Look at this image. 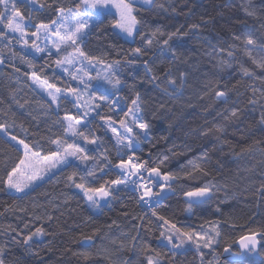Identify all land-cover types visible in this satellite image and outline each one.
Segmentation results:
<instances>
[{
	"label": "trees",
	"instance_id": "obj_1",
	"mask_svg": "<svg viewBox=\"0 0 264 264\" xmlns=\"http://www.w3.org/2000/svg\"><path fill=\"white\" fill-rule=\"evenodd\" d=\"M77 2L39 0L46 7L42 12L32 13V24L48 23L56 18L55 8L74 7ZM158 2L164 4L163 9L137 6L138 17L148 25L142 32L147 34L156 27L165 32L177 28L187 32L182 41L173 45L177 47L180 60L173 61L170 55L161 53L160 45L155 41L147 46L140 35L132 40L117 36V31L111 27L116 18L113 15L107 17L100 32L88 39L85 51L89 55L109 62L120 60L125 66L119 74L123 83L119 91L120 106L109 110L107 105H103L99 109L100 115L94 114L91 125L94 134L103 142L99 151L107 149L113 166L104 168L103 172L97 171L95 177H87L84 182L99 187L105 181L118 178L114 167L119 159L115 139L110 130L101 127L100 116H111L117 122L115 126L122 131L118 121L124 118V112L139 93L141 114L151 126L149 137L140 140L136 153L140 161L149 167L160 166L162 171L180 172L189 160L206 157L201 167L208 175L196 172L192 177L178 181L174 191L156 206V212L184 230L201 231L203 228L208 231L211 225H218L221 233L218 243L212 250L203 249V262L192 243L186 244L187 251L173 259L170 246L165 247L167 241L160 237L161 222L152 215V208L151 211L142 210L134 189L123 190L118 199L110 202L101 200L98 212L90 208L84 196L67 179L73 171L84 174L85 165L81 164L79 169L52 171L35 191L22 194L0 191V245H8L6 264H124L125 261L128 264H147L145 257L151 254L146 252L148 247L160 252L165 264H207L208 261L225 264L228 261L222 258L225 246L230 245L231 251L237 252L235 243L238 238L252 232L264 233V194L258 191L264 185V124L260 123L264 112V69L238 51L237 60L251 69L254 77L243 76L235 63L223 72L210 70L211 56L208 53L212 50L205 42L207 39L226 47L232 42L233 34L252 35L264 42V0ZM249 6L255 9V16L248 15ZM20 10L25 16L31 11L27 6H20ZM193 24L200 27L191 29ZM0 30L6 31L3 25H0ZM165 38L158 37L161 42ZM136 47L145 48L146 54L133 57L130 50ZM13 52L17 53L15 57ZM21 55L25 56L24 60ZM0 59L3 60L0 66V123L15 122L10 128L13 135L29 143L40 141L45 150H55V145L49 141L62 134L60 126L54 124L57 118L55 106L52 109L45 106L50 100L31 85L30 76L35 71L61 88L76 86L77 82L71 81L56 67L55 52L52 56L46 53L33 56L24 51L16 39H12L11 44L0 40ZM129 60H135V64L128 65ZM144 61L148 62L150 72L145 69ZM29 62L34 67H29ZM169 69L178 83L180 73H187L185 87L175 95L168 94L173 91L165 77ZM154 75L159 77L156 82L151 80ZM217 79L221 81L219 90L228 93L227 107L235 106L241 110L239 119H225L226 105L217 101L214 92L204 87L207 81ZM165 88L168 92L164 91ZM253 88L257 90L255 93ZM250 99L258 102L249 104ZM66 112L75 114L76 109L62 105L59 116L63 118ZM21 125L28 130L27 134ZM12 145L0 133V180L5 178V165L10 170L21 155ZM86 147L90 154H97L95 145ZM160 154L168 157L163 165L157 158ZM209 181L220 189L215 198L192 212L185 211L183 192ZM76 182H81L79 176ZM38 227L44 228L45 235L34 237L29 250L23 244V238ZM12 237H16L19 243L13 242ZM85 237H91V240H85ZM258 239V255H245L238 260L239 264H264V240Z\"/></svg>",
	"mask_w": 264,
	"mask_h": 264
},
{
	"label": "snow or ice",
	"instance_id": "obj_2",
	"mask_svg": "<svg viewBox=\"0 0 264 264\" xmlns=\"http://www.w3.org/2000/svg\"><path fill=\"white\" fill-rule=\"evenodd\" d=\"M20 6H27L31 9L28 16L21 12ZM137 6L145 9L164 8V4L159 3L158 0H78L74 7L55 8L56 18L50 22L40 21L32 24V13L42 12L46 7L39 3V0H0V25H3V29L6 30H0V40H6L8 44H11L12 39H16L17 43L36 54L46 53L48 56H52L54 49L57 56L56 67L62 69L71 81L77 82L76 86L70 85L61 88L55 83H51L47 78L37 75L35 71L32 72L33 82L47 92L50 98V102H46L45 106L52 109V106L55 105L54 111L57 113V118L54 124L60 126L62 134L49 141L55 145V150H45L40 141L29 143L26 139L13 135L10 128L14 126L15 122L13 124L0 123V133L4 134L7 141L14 142L12 147L21 152L17 162L13 163L10 170H7V165H5L6 173L5 178L0 180V184L3 185L0 191L9 194L35 191L39 183L44 181L53 169H79L83 164L85 165L83 175L73 171L67 179L83 192L92 207H100L101 200L110 202L118 199L120 193L131 186L132 189L139 192V201L152 208V215L161 222L159 225L162 229L160 237L167 241L165 247L170 246L169 251L172 253V258L183 254L187 251L185 245L192 243L195 244L203 262L205 255L203 249L212 250L213 245L218 243V238L221 236L218 225H211L208 231H204L203 228L201 231L184 230L164 216L158 215L155 208L163 199L167 198L169 193L174 191V185L181 179H188L196 172L208 175L201 167L206 157L200 156L189 160L188 165L181 168L180 172L162 171L160 166L149 167L146 162L140 161L136 155L140 140L149 137L151 126L141 114L142 99L139 93L131 101V106L124 112V118L118 121L122 131L115 126L117 122L111 116H100L103 122L101 127L110 130L115 139V148L119 159L114 167L118 172V178L105 181L99 187H92L84 182L87 177H95L97 171L103 172L104 168L113 166L107 149L99 151L103 147V142L94 134L91 125L95 116L100 115L99 109L103 105H107L109 110L117 106L120 98L112 100L111 97L122 90L123 83L119 74L125 66L120 60L109 62L101 57L89 55L85 51L89 37L100 32L105 27L107 17L113 15L116 18L111 22V27L118 30L117 36L123 34V36L134 39L135 36L140 35L147 46L153 45L155 41L160 45L161 53L170 55L173 61H177L180 60V56L177 47L173 46L174 42L182 41L188 35L187 32H181L180 28L172 32H165L161 27L150 29L147 34L143 33L142 29L147 28L148 25L146 21L138 17ZM112 9H115V12ZM247 13L252 16L256 15L255 9L251 6L247 9ZM199 27V24L190 26L191 29ZM31 28L34 30L30 31ZM28 36L33 37L31 42L27 39ZM162 36L166 38L161 42L158 37ZM41 39L45 42L43 47L37 43ZM205 42L212 50L211 53H208L211 56L210 70L214 69L217 73L223 72L226 69H231L235 63L239 65L243 76L254 77L255 73L237 60L236 53L238 51H242L257 67L264 69V42L258 41L252 35L233 34L232 42L228 43L226 47L219 43L213 44L207 39ZM69 49L71 51H68ZM130 51L136 58L146 54V49L143 47H136ZM16 55L17 53L13 52V56ZM20 58L24 60L25 56L21 55ZM184 62L187 63L186 60ZM0 63H3L2 59H0ZM127 64L134 65L135 60H129ZM96 66L102 67L103 75L98 71L93 76L88 70ZM144 66L147 71H151L147 61H144ZM29 67H34V65L29 62ZM204 74L207 75V73ZM186 75L187 73L181 72L178 83L177 79L172 76L171 69L165 72L167 83L173 89L168 93L169 95H175L185 87ZM151 80L156 82L159 77L154 75ZM220 84L219 79L209 80L204 84V87L208 91L214 92L217 101L226 105L225 119H239L241 110L235 106L227 107L228 93L225 90H219ZM111 90H115V92ZM164 91L168 92V89L165 88ZM256 91L253 88V92ZM257 102V99L249 100V104L252 105ZM62 105H71L76 109V113L66 112L61 118L59 110ZM260 123L264 124V112L261 113ZM21 129L27 134L28 130L24 129L23 125H21ZM86 145H95L97 154H90ZM249 150L251 151V149ZM124 156H127V159ZM157 158L160 165H163L168 159L164 154H160ZM77 161L79 163H76ZM77 176H79L80 183L76 182ZM219 190V187L211 181L201 186L190 187L183 192L185 211L192 212L196 207L211 202ZM258 191L264 194V185H261ZM227 195L225 192V197ZM43 235H45L44 228L38 227L34 232L24 236L23 244L30 250V242L33 238ZM257 236H260V240H264V233L260 232L241 236L238 241L241 251L232 252L231 255L235 257L245 252H255L260 243ZM11 239L13 242L19 243L16 237ZM132 239L135 240L136 237ZM85 240H91V237H85ZM7 248V243L0 245V264H6ZM230 250V245L225 246L223 252L229 253ZM146 252L151 253L145 257L147 264H165L160 252L150 247L146 248ZM124 264H128V262L125 261ZM207 264H213V261H208ZM225 264H229V261H225ZM231 264H239V261L232 260Z\"/></svg>",
	"mask_w": 264,
	"mask_h": 264
},
{
	"label": "rangeland",
	"instance_id": "obj_3",
	"mask_svg": "<svg viewBox=\"0 0 264 264\" xmlns=\"http://www.w3.org/2000/svg\"><path fill=\"white\" fill-rule=\"evenodd\" d=\"M112 11L113 12H115V9H112ZM31 31V30H30ZM117 32H118V30H116ZM122 37H124L125 39H127V40H132L133 38H128V37H126V36H123V34H120ZM29 38H32L31 36H28L27 37V39H29ZM41 41H42V43H41V46L43 47L44 46V41H43V39H41ZM20 46L23 48V49H26V48H24L21 44H20ZM49 46H50V44H49ZM26 50H29V49H26ZM29 51H31V50H29ZM32 52V51H31ZM34 53V52H33ZM34 54H36V53H34ZM0 66H1V63H0ZM61 71H63L62 69H60ZM89 71H91V73H92V75L93 76H95L96 75V72H101V75H103V70H102V67L101 66H96L95 68H90V69H88ZM32 76V75H31ZM31 76H30V83H31V85L40 93V94H42L44 97H46L48 100H50V98L48 97V95H47V92H45L38 84H36V83H34L33 82V80L31 79ZM111 91H113V92H115V90H111ZM120 93L118 92V93H116L115 95H113L111 98H112V100H117V97H119L120 98ZM120 104H121V101H120V99L118 100V104H117V106H120ZM55 106V105H54ZM119 130V129H118ZM56 171L57 169H53L52 171ZM52 171L50 172V173H52ZM49 173V174H50ZM48 174V175H49ZM47 175V176H48ZM46 178V177H45ZM83 196H84V194H83V192L80 190V189H77ZM17 194H20V193H17ZM84 198L86 199V197L84 196ZM86 201H87V199H86ZM101 203V202H100ZM87 204L90 206V208L93 210V211H95V212H98V211H100V209H101V207H92L91 206V204H90V202L89 201H87Z\"/></svg>",
	"mask_w": 264,
	"mask_h": 264
},
{
	"label": "water",
	"instance_id": "obj_4",
	"mask_svg": "<svg viewBox=\"0 0 264 264\" xmlns=\"http://www.w3.org/2000/svg\"><path fill=\"white\" fill-rule=\"evenodd\" d=\"M259 237H260V236H257V240H258V241H259V239H258ZM239 239H240V238H238L237 241H236V243H235V244H236V247H237V249H238V252L241 251V249H240V245H239V243H238ZM258 249H259V244L257 245V250H256L255 252H252V253H247V252H245L244 254H242V255H240V256H235V257L231 255V253L234 252V251H231V250H230L229 253H224V252H223V253H222V258H223V259H226V260H228V261H230V262H231L232 260H237V261H238V260H241L245 255L257 256V255H258ZM218 264H219V263H218Z\"/></svg>",
	"mask_w": 264,
	"mask_h": 264
},
{
	"label": "crops",
	"instance_id": "obj_5",
	"mask_svg": "<svg viewBox=\"0 0 264 264\" xmlns=\"http://www.w3.org/2000/svg\"><path fill=\"white\" fill-rule=\"evenodd\" d=\"M33 39V37L32 38H29L28 40L31 42V40ZM37 43H39L40 45H41V43H42V41L41 40H39V41H37ZM24 51H26L27 53H29V54H31V55H33V56H38V55H40V54H34L33 52H31V51H29V50H26V49H24ZM68 51H71V49H69ZM53 52H55V50L53 49ZM1 134H3V133H1ZM4 135V134H3ZM13 144H14V142H12ZM17 194V193H16ZM20 194H22V193H20Z\"/></svg>",
	"mask_w": 264,
	"mask_h": 264
},
{
	"label": "bare ground",
	"instance_id": "obj_6",
	"mask_svg": "<svg viewBox=\"0 0 264 264\" xmlns=\"http://www.w3.org/2000/svg\"><path fill=\"white\" fill-rule=\"evenodd\" d=\"M135 191V190H134ZM136 192V191H135ZM136 195H137V198L139 197V193L136 192ZM138 201H139V198H138ZM139 204L141 205V208L143 211H147L149 209V206L148 205H145L144 203L140 202L139 201Z\"/></svg>",
	"mask_w": 264,
	"mask_h": 264
},
{
	"label": "built area",
	"instance_id": "obj_7",
	"mask_svg": "<svg viewBox=\"0 0 264 264\" xmlns=\"http://www.w3.org/2000/svg\"><path fill=\"white\" fill-rule=\"evenodd\" d=\"M129 189H132V188H131V186L129 187ZM136 192H137V191H136ZM138 193H139V192H138ZM145 205H146V204H145ZM148 210H149V211H151L150 207H149V209H148Z\"/></svg>",
	"mask_w": 264,
	"mask_h": 264
},
{
	"label": "flooded vegetation",
	"instance_id": "obj_8",
	"mask_svg": "<svg viewBox=\"0 0 264 264\" xmlns=\"http://www.w3.org/2000/svg\"><path fill=\"white\" fill-rule=\"evenodd\" d=\"M259 250V249H258ZM237 252H238V250H237Z\"/></svg>",
	"mask_w": 264,
	"mask_h": 264
}]
</instances>
